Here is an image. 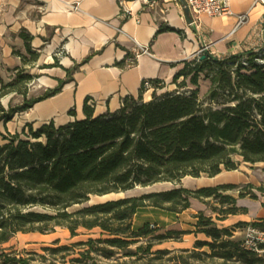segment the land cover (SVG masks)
Masks as SVG:
<instances>
[{
	"label": "trees",
	"instance_id": "16d2710c",
	"mask_svg": "<svg viewBox=\"0 0 264 264\" xmlns=\"http://www.w3.org/2000/svg\"><path fill=\"white\" fill-rule=\"evenodd\" d=\"M20 37L30 55V59L22 57V63L37 62L39 54L31 48L33 37L25 30ZM244 60L248 67L242 64ZM136 64L128 66L124 60L117 66ZM182 64L172 79L175 91L166 90L165 81L154 79L149 81V100L144 96L150 89L143 82L138 96L124 97L116 111L96 115L94 103L87 98L82 119L70 110L68 115L73 121L64 125L50 121L36 129L26 124L24 138L19 133L4 135L0 131L6 141L0 145V264H38L35 258L42 259L40 264H126L119 263L124 256L120 253L138 243L141 245L135 252H126L136 257L132 264H191L184 254L194 258L195 251H153L155 245L186 233L155 235L160 229L149 223L135 229L134 217L140 210L150 207L179 214L191 208L193 199H211L221 205L211 206V210L223 221L227 216L247 212L238 207V199L258 200L256 191L264 194L263 186L225 184L197 190L173 188L88 204L93 196L126 194L139 186L180 183L186 177L213 178L223 170H238L241 162L264 164V67L255 62L254 54L218 61L203 53ZM59 66L56 59L51 67ZM202 77L210 81L206 100L218 108L204 107L199 95ZM32 79L33 75L21 73L3 84L0 99L13 92L24 96L21 86ZM70 80L60 81L59 87L19 107L6 110L0 102V124L6 125L17 114L57 95ZM189 84L195 88L182 92ZM76 206L80 208L71 210ZM195 218L198 233L213 240L197 241L195 248H220L222 253L214 256L225 262L264 261L245 250L241 241H223L224 235L233 232L219 229L212 217L200 212ZM253 224L264 229L262 223ZM247 225L240 222L236 227ZM58 228L67 230L72 239L95 230L100 237L63 245L56 239L52 246L42 248L51 261L35 251L25 253V257L15 246L4 247L20 233L49 235ZM72 252L77 257L68 259ZM58 256L62 261H56ZM167 256L171 257L165 260Z\"/></svg>",
	"mask_w": 264,
	"mask_h": 264
},
{
	"label": "crops",
	"instance_id": "0c3cea01",
	"mask_svg": "<svg viewBox=\"0 0 264 264\" xmlns=\"http://www.w3.org/2000/svg\"><path fill=\"white\" fill-rule=\"evenodd\" d=\"M125 2L134 16H122L120 0H0V80L8 79L9 70H18L23 64L22 57L29 55L20 37L23 30L33 37L31 48L39 54L35 70L39 76L36 90L45 93L59 87L60 81L71 78L57 95L36 103L25 113L22 130L26 124L33 125L35 129L50 121L56 125L67 124L74 120L68 115L70 110H75L77 117L82 119L87 98L94 103L96 115L116 111L124 97L138 96L144 81H171L182 69V62L197 56L200 47L207 46L211 54L226 57L247 52V39L260 24L264 12L255 0H231L234 14L248 16L247 21L231 35L234 16H202L200 24L188 25L180 0H160L152 5L136 0ZM73 5L78 8L73 9ZM136 42L147 46L150 54L140 55L136 66H117L124 60L128 65V56H133ZM56 59L60 61V66L51 67ZM65 59L69 61L68 65H64ZM43 66L49 67L41 68ZM231 172L223 170L213 178L186 177L180 183H174V188L197 190L225 184L264 185L225 179L227 175L224 174L230 175ZM187 179L191 181L185 185ZM202 180L209 183L197 184ZM256 193L258 200L238 199V207L245 208L246 213L227 216L223 221L218 220L217 214L211 210V199H193L191 208L179 214L150 207L142 209L134 217L133 226L137 229L149 223L166 232H187L188 229L181 226L183 216L191 214L194 226L197 221L195 216L200 212L212 217L215 223H222L223 228L237 222L264 224V210L262 215L252 217L253 202L259 201V194H262ZM195 203L200 206L197 211L193 209Z\"/></svg>",
	"mask_w": 264,
	"mask_h": 264
},
{
	"label": "rangeland",
	"instance_id": "374dc122",
	"mask_svg": "<svg viewBox=\"0 0 264 264\" xmlns=\"http://www.w3.org/2000/svg\"><path fill=\"white\" fill-rule=\"evenodd\" d=\"M204 47V46H203ZM203 47H200L199 50L197 51L199 53V51L201 49H203ZM245 47L248 48L249 46L247 44H245ZM256 48H250L249 50H247V52H244V54H250V53H255ZM58 51H61L60 49H58ZM28 59H30V55H27ZM58 64L60 65V61L58 60ZM37 65H38V61L34 62V63H30L27 66H24L22 64V66L16 70L14 68H11L9 70V78L6 80H0L1 84H0V88L2 87V85L4 84H8L10 82H12L13 80L17 79V77L22 73V74H31L34 76V79H32L31 81H28L27 84H24L23 86H21V90L24 93V96L22 94L19 93H9L6 96L2 97L0 99L1 104L3 105V107L8 110L11 107H19L21 106L23 103H26L30 100L33 99H37L38 97L42 96L43 94L40 93V91L43 90H36V88L39 85V81H38V74L35 70H37ZM168 87L166 90L168 91H175L176 90V86L171 84L172 80L169 82H166ZM195 87H193L191 84H189L188 88L185 89H181L182 92H189L190 90L194 89ZM210 88V81L204 79L203 77L201 78L200 82H199V95L200 98L205 102L204 107L205 108H209V107H213V108H218V105L216 104H212L209 101H207V94ZM165 91V90H164ZM164 91H160V93L164 92ZM151 94H152V90L150 89L146 94H145V99L149 100L151 98ZM27 112V111H26ZM20 113L17 114L9 123H7L6 125H4L3 123L0 124V129L2 131V133L4 135H13L16 133H19L21 135V137L24 138V136L22 135V125H24V121H25V113ZM0 141L3 142V144L6 143V141H4L3 137L0 136ZM2 144V145H3ZM237 161H242V159L240 157H236ZM227 175V176H225ZM224 178L225 179H235V180H241L242 183H249L251 182H260L261 184H264V164H246L244 162H241V165L239 166L238 170H235L233 172L229 174L225 173L224 174ZM224 179V180H225ZM189 179L184 181V184L187 185L188 183H190ZM199 183H209L207 182V180L204 182V180L197 182V184ZM262 184V185H263ZM193 186V182L191 184ZM175 187L174 184H169V183H162V184H157L154 186H150V187H136L135 189H133L132 191L127 192L126 194H113V195H108V196H93L91 197L90 201H89V205H93V204H99V203H104L107 201H111V200H118V199H122L124 197H134V196H141L147 193H151V192H160V191H165V190H170L173 189ZM264 188V185H263ZM232 193V192H229ZM234 195H237L236 192H234ZM259 193V192H258ZM260 195V200L253 202V206L255 208H253V216L254 215H262V212L264 210V207L262 206V203H264V194H259ZM212 207H220L221 205L218 204L216 201L212 200ZM80 208V206H76L74 208H72L71 210H75ZM200 206L197 205L196 203L194 204L193 209L195 211H197V209H199ZM40 210V209H39ZM261 213V214H260ZM251 217V218H252ZM153 219V218H152ZM156 219V218H155ZM256 220H260V219H255ZM232 221H234V218L231 219V223ZM192 222H194L193 218L191 217V214H185L183 216V221L182 224L185 225H181L182 227H185V229H188L187 232H185L186 234L184 235H176L173 236L172 239H169L168 241L164 242L163 244H157L155 245V247L153 248V251H157V250H172V251H181V250H185L188 249L190 250V252L195 251V255L194 258H190L189 254H184V258L186 261H189V263L191 264H242V262H236V261H229V262H225L223 259L218 258L216 256H214L216 253H222V250L220 248L216 249V250H212L209 246H204L201 248H195V244L197 241H201V242H208V243H212L213 240L209 237H207L205 234L202 233H198V230L193 226ZM253 222V221H252ZM239 223V222H237ZM236 224L234 225H229L230 223H227V227H225L226 229H231L230 231L233 232L228 234V235H224L222 237V239H224L223 241H241L242 240V229L244 228V226H240V227H236ZM250 223V222H247ZM172 223H170L171 225ZM217 227L219 229H223V224L222 223H216ZM180 227V226H178ZM235 228V229H234ZM192 229V230H189ZM192 231V232H189ZM166 231L164 230H160L159 232L155 233V235H161V234H165ZM38 234V233H37ZM35 234H18L10 243L6 244L4 247H10V246H15V248L23 253L25 257H28L27 254L28 252H32L35 251L40 255H45L47 256L48 260L45 261H51L52 257L50 256V254L44 252L42 250L43 247H47V246H52V242L55 241L56 239H60L61 244H71L73 242L76 241H80V240H86L88 237H93V238H99V231L95 230L93 233H89L90 235H82L79 236L77 238L72 239L70 237V233L67 230L64 229H60L58 228L57 231L53 234H49V235H45L43 237L39 236V234L37 235ZM154 243H157L158 240L156 239H152ZM221 243V242H220ZM219 244V243H218ZM217 244V246H218ZM141 245V243L138 244H134L132 245L126 252L128 253H133L137 250V247ZM215 251V253H214ZM126 252H121L120 254H123V258L120 260L121 262L119 263H126V264H132L133 261L136 259V257L128 255ZM72 257H77L76 254H74L73 252L70 254L69 258ZM171 256H167L165 257V260L168 259ZM173 257V255H172ZM36 260L34 261V263H42V259L40 258H35ZM235 260V259H234ZM56 261H62L61 256H58L56 258ZM168 264H174V262H169ZM259 264H264V261L260 262Z\"/></svg>",
	"mask_w": 264,
	"mask_h": 264
},
{
	"label": "built area",
	"instance_id": "2783aa9c",
	"mask_svg": "<svg viewBox=\"0 0 264 264\" xmlns=\"http://www.w3.org/2000/svg\"><path fill=\"white\" fill-rule=\"evenodd\" d=\"M140 1L144 4H151L160 1V0H136ZM177 1V0H175ZM185 6L188 7L190 14L193 16V23L200 24L201 17H235V24L231 35L235 34L236 31L239 29L241 25H243L248 16L246 14H234L231 10V0H184ZM255 3L260 4L264 9V0H255ZM120 4L122 6V16L124 18H129L134 16L133 11L131 8L126 7L125 0H120ZM73 9H77L78 7L73 5ZM136 49L132 57L128 58L127 63L128 66H132L136 63L137 59L142 54H150L149 49L147 46L140 45L136 42ZM248 48H256L254 54V60L259 65L264 67V12L261 17L260 24L257 28L250 34L249 39H247ZM248 49V50H249ZM207 46H204L203 49L199 51L198 55L203 53H209L214 60L224 61L228 60L229 58L244 54L237 52L235 55L232 56H224V55H217L211 54ZM245 67H248V63L246 60L242 63ZM144 86L146 89H151V84L149 81H144ZM242 240L241 244L242 247L250 251L252 253L257 254L259 257L264 258V229L254 225L253 223H248L246 227L242 229Z\"/></svg>",
	"mask_w": 264,
	"mask_h": 264
},
{
	"label": "water",
	"instance_id": "95a60500",
	"mask_svg": "<svg viewBox=\"0 0 264 264\" xmlns=\"http://www.w3.org/2000/svg\"><path fill=\"white\" fill-rule=\"evenodd\" d=\"M180 2L182 4V6L184 7V15H185V19H186L188 25H192L193 24V19L191 18L190 11H189L188 7L185 6V1L184 0H180ZM119 194H125V193H119ZM110 195H113V194H110ZM106 196H108V195H106Z\"/></svg>",
	"mask_w": 264,
	"mask_h": 264
},
{
	"label": "bare ground",
	"instance_id": "6f19581e",
	"mask_svg": "<svg viewBox=\"0 0 264 264\" xmlns=\"http://www.w3.org/2000/svg\"><path fill=\"white\" fill-rule=\"evenodd\" d=\"M63 63H64V65H68V64H69V61H68L67 59H65V60L63 61Z\"/></svg>",
	"mask_w": 264,
	"mask_h": 264
}]
</instances>
